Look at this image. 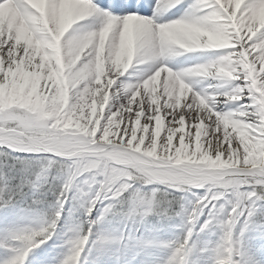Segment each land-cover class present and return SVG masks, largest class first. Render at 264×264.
Listing matches in <instances>:
<instances>
[{
	"label": "snow or ice",
	"instance_id": "1",
	"mask_svg": "<svg viewBox=\"0 0 264 264\" xmlns=\"http://www.w3.org/2000/svg\"><path fill=\"white\" fill-rule=\"evenodd\" d=\"M37 249L264 264V0H0V264Z\"/></svg>",
	"mask_w": 264,
	"mask_h": 264
},
{
	"label": "bare ground",
	"instance_id": "2",
	"mask_svg": "<svg viewBox=\"0 0 264 264\" xmlns=\"http://www.w3.org/2000/svg\"><path fill=\"white\" fill-rule=\"evenodd\" d=\"M172 18H178V17H172ZM219 53L217 52H211V51H202V52H195V53H185L184 55H181L179 57H176L172 61H169V65L174 68V70H182L186 67L195 65L197 63H205L208 62L211 59H214ZM131 71V70H130ZM208 83L216 84L218 82L216 81H204L198 84L197 82H193V86L196 90H203L202 86H207ZM211 91V89H209ZM232 107V105H219L217 110H223L227 111L228 108ZM50 244V243H49ZM65 250L63 249H57L58 253H63ZM41 255V250L37 249L34 253H32L26 264H39L37 257ZM62 258V255L60 256Z\"/></svg>",
	"mask_w": 264,
	"mask_h": 264
},
{
	"label": "rangeland",
	"instance_id": "3",
	"mask_svg": "<svg viewBox=\"0 0 264 264\" xmlns=\"http://www.w3.org/2000/svg\"><path fill=\"white\" fill-rule=\"evenodd\" d=\"M181 236V232L179 229L174 230V232L172 233V235L170 237H168L169 239H179V237Z\"/></svg>",
	"mask_w": 264,
	"mask_h": 264
}]
</instances>
